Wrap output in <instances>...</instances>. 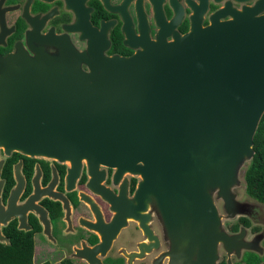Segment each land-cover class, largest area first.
Listing matches in <instances>:
<instances>
[{
	"label": "water",
	"instance_id": "water-1",
	"mask_svg": "<svg viewBox=\"0 0 264 264\" xmlns=\"http://www.w3.org/2000/svg\"><path fill=\"white\" fill-rule=\"evenodd\" d=\"M83 59L70 49L16 60L0 78V145L137 172L139 202L182 232L178 263L197 262L206 215L215 264L213 193L226 197L238 183L264 114V0L223 8L173 40H147L130 57L92 53L91 71Z\"/></svg>",
	"mask_w": 264,
	"mask_h": 264
},
{
	"label": "flooded vegetation",
	"instance_id": "flooded-vegetation-1",
	"mask_svg": "<svg viewBox=\"0 0 264 264\" xmlns=\"http://www.w3.org/2000/svg\"><path fill=\"white\" fill-rule=\"evenodd\" d=\"M256 2L0 0V78L23 56L70 49L91 71L92 53L130 57L147 40H173L223 8ZM141 181L117 166L0 145V264H178L182 232L155 203L139 202ZM237 194L213 193L221 232L215 264H264V202L245 193L238 199L253 208L242 207Z\"/></svg>",
	"mask_w": 264,
	"mask_h": 264
},
{
	"label": "trees",
	"instance_id": "trees-1",
	"mask_svg": "<svg viewBox=\"0 0 264 264\" xmlns=\"http://www.w3.org/2000/svg\"><path fill=\"white\" fill-rule=\"evenodd\" d=\"M254 155L245 171L246 192L264 202V114L254 136ZM26 243V239L22 240ZM31 264L29 260L28 263Z\"/></svg>",
	"mask_w": 264,
	"mask_h": 264
},
{
	"label": "rangeland",
	"instance_id": "rangeland-1",
	"mask_svg": "<svg viewBox=\"0 0 264 264\" xmlns=\"http://www.w3.org/2000/svg\"><path fill=\"white\" fill-rule=\"evenodd\" d=\"M249 163H250V159H248L245 162L244 166L241 168V171L239 172V175H238V183L234 187L231 188V193H230V194H233V193L237 194V192L239 193V194H237L236 199H237V201L242 203V205H241L242 207H252V206H250V204L253 203V202H249V198H247V197H245L244 202H242L238 199L239 197H241L242 194H245V193L247 194L246 182H245V171H246ZM226 200H228V199H226ZM203 219L206 220V222H204L202 230L197 232L196 240H195V245H196V251L195 252H197L196 255L199 254V256L196 257L197 262H195V264H207L208 259H209V255H210V253H212V247L211 246L213 244V239L209 238V227H210V225L208 224L209 218L206 215H203ZM213 224H214V221H212V225ZM220 236H221V234H220ZM203 246H206L205 254H204V256H200L201 248ZM185 264H190V262L187 261Z\"/></svg>",
	"mask_w": 264,
	"mask_h": 264
}]
</instances>
